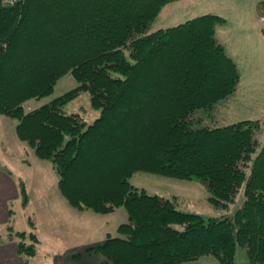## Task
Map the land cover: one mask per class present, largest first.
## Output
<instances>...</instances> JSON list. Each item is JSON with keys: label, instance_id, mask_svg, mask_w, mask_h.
<instances>
[{"label": "trees", "instance_id": "1", "mask_svg": "<svg viewBox=\"0 0 264 264\" xmlns=\"http://www.w3.org/2000/svg\"><path fill=\"white\" fill-rule=\"evenodd\" d=\"M174 1L0 0V116L16 119L18 137L51 163L71 206L127 211L118 235L73 257L100 253L115 264H183L210 256L236 264L244 247L249 264H264L261 122L206 124L241 82L237 62L217 36L227 18L206 13L146 33ZM258 9L264 18V0ZM70 73L77 86L40 107L27 106ZM86 91L101 110L90 125L65 112ZM138 171L199 180L217 208L228 209L242 188L245 199L233 215L205 219L179 210L175 198L134 185L130 178ZM97 183L103 191L89 196L83 187ZM22 193L26 205V186ZM30 223L29 232L7 226L23 264L40 243Z\"/></svg>", "mask_w": 264, "mask_h": 264}, {"label": "rangeland", "instance_id": "2", "mask_svg": "<svg viewBox=\"0 0 264 264\" xmlns=\"http://www.w3.org/2000/svg\"><path fill=\"white\" fill-rule=\"evenodd\" d=\"M259 1H174L162 9L156 21L146 31L152 33L206 13L221 14L227 18V22L218 27L217 36L239 62L243 81L240 94L235 93L229 100L222 102L216 109L215 117L209 119L206 124L222 127L241 120H259L261 128L256 134L259 142L257 152L264 144V48L260 36L264 22L259 17ZM75 86L77 82L72 74H66L51 94L31 100L27 106L40 107ZM254 99L256 101H253ZM65 112L80 114L87 125L93 124L101 116V110L92 106L91 95L87 91L70 101L65 107ZM16 124V119L0 116V169H12L11 176L19 187V197L11 201L14 212L11 221L7 225H0L2 239L5 242L15 239L10 238L11 230L7 229L8 225L15 228L14 232L31 231V220L36 225L34 230L40 239L38 252L31 258V264H53L54 258L83 253L87 247L103 243L108 234L118 235V226L128 220L127 211L119 208L106 214L71 206L60 191L58 176L51 163L38 158L34 150L18 137ZM130 181L137 187L146 189L149 194L175 198L179 210L199 214L205 219L233 215L245 199L242 188L228 209L217 208L209 201L207 185L199 180H182L138 171ZM23 186H26L29 193L26 205L22 204ZM83 188L89 196H93L92 193H99L97 191L102 190L103 186L97 183L93 187ZM56 226L62 229H53ZM89 256H101L115 264L112 258L100 253ZM236 264H249L244 247L237 250Z\"/></svg>", "mask_w": 264, "mask_h": 264}, {"label": "crops", "instance_id": "3", "mask_svg": "<svg viewBox=\"0 0 264 264\" xmlns=\"http://www.w3.org/2000/svg\"><path fill=\"white\" fill-rule=\"evenodd\" d=\"M260 20H261V18H260ZM262 22H264V21H262ZM260 36H262L261 38L263 40L262 44H263V48H264V32H263V29H262V33ZM253 43H255V41ZM225 46H226V44H225ZM227 50H228V53L230 54V56L237 62L238 66L240 68L239 62L237 61L236 57L231 55L228 47H227ZM240 70H241L242 76H241V82H240V85H239V88H238L236 94H240L241 86H242L241 84L243 81V71L241 68H240ZM253 101H256V100L254 99ZM11 171H12V169H10L8 167L0 169V225H2V224L7 225L11 221L12 215L14 213L13 209L11 208V203H12L11 201L13 199H17L19 197V187H18L16 180L13 178V176H11ZM28 195H29V193H28ZM22 204H23V202H22ZM58 226H61V225H58ZM58 226L53 227V229L61 230L62 228H60ZM63 259H65V260H63ZM24 261H25L24 257L21 256L17 251L16 239L11 240L9 242H4L2 245H0V264H23ZM52 262H53V264H67V262H69L70 264H113L108 259H104L101 256H94V257L93 256H86L84 258H76L73 256H66V258L57 257V258H54V260ZM29 264H31V259H30ZM183 264H220V263L214 257L207 256V257H203L197 261L186 262Z\"/></svg>", "mask_w": 264, "mask_h": 264}, {"label": "built area", "instance_id": "4", "mask_svg": "<svg viewBox=\"0 0 264 264\" xmlns=\"http://www.w3.org/2000/svg\"><path fill=\"white\" fill-rule=\"evenodd\" d=\"M7 3H16V2H19V1H21V0H5ZM262 20H264L263 18H262Z\"/></svg>", "mask_w": 264, "mask_h": 264}]
</instances>
